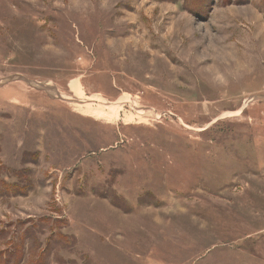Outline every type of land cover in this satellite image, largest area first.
I'll use <instances>...</instances> for the list:
<instances>
[{"label":"rangeland","instance_id":"1","mask_svg":"<svg viewBox=\"0 0 264 264\" xmlns=\"http://www.w3.org/2000/svg\"><path fill=\"white\" fill-rule=\"evenodd\" d=\"M0 264H264V0H0Z\"/></svg>","mask_w":264,"mask_h":264}]
</instances>
